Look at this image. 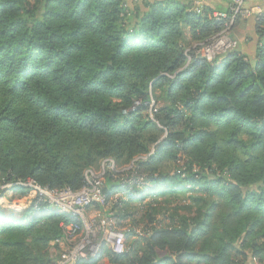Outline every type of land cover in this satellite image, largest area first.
<instances>
[{
  "label": "trees",
  "instance_id": "1",
  "mask_svg": "<svg viewBox=\"0 0 264 264\" xmlns=\"http://www.w3.org/2000/svg\"><path fill=\"white\" fill-rule=\"evenodd\" d=\"M222 3L196 13L193 0H0V182L78 190L83 168L138 157L128 164L143 185L115 209L130 247H103L82 264L264 261V12L254 65L237 48L213 63L185 53V29L201 42L223 28L211 18ZM151 97L163 104L154 114L163 139L146 116ZM177 154L183 169L158 171ZM178 192H192L197 209L162 225L146 201L137 228L132 203ZM72 222L52 209H0V264H54L50 250Z\"/></svg>",
  "mask_w": 264,
  "mask_h": 264
},
{
  "label": "built area",
  "instance_id": "2",
  "mask_svg": "<svg viewBox=\"0 0 264 264\" xmlns=\"http://www.w3.org/2000/svg\"><path fill=\"white\" fill-rule=\"evenodd\" d=\"M207 1L210 0H193L194 11L198 13ZM220 1L225 3L226 9L212 11L211 18L223 23V28L192 49L187 48V62L191 60L189 52L213 63L237 48L236 42L230 37V31L237 19L249 16L251 11L245 8L247 0ZM145 105L148 106L151 120L158 124L152 116L155 107L152 97ZM140 106L141 103L137 101L130 111L134 112ZM130 170L131 166L118 170L112 159H104L98 170L89 169L85 172L83 185L78 190L68 187L51 189L31 178L0 182V209L9 207L13 202L12 197L22 191L28 200L26 205L23 204L24 207L52 209L58 214L73 217L75 222L63 225L64 236L56 241L57 245L64 246L56 264H82L85 260L97 258L103 247L120 254L126 251L125 241L130 229L128 222L116 216L115 209L132 195L133 187L143 185L142 178L134 172L130 173ZM110 174L114 181H118V185L109 194L105 188V179ZM138 234L139 230L133 232V235Z\"/></svg>",
  "mask_w": 264,
  "mask_h": 264
},
{
  "label": "rangeland",
  "instance_id": "3",
  "mask_svg": "<svg viewBox=\"0 0 264 264\" xmlns=\"http://www.w3.org/2000/svg\"><path fill=\"white\" fill-rule=\"evenodd\" d=\"M243 19H245L244 17H241L239 19H237L235 22L237 23V25H233L230 33L232 32V30L234 29V31L236 32V29L238 28V32L244 34V35H247V31L249 27H247V25H245V23H243ZM253 21V20H251ZM240 22V23H239ZM241 22L243 24H241ZM251 23V22H250ZM250 26V25H249ZM184 38H185V46L189 49H192L195 45H198V43H202L203 41L201 42H197V41H191V36H190V33L187 29H185L184 31ZM151 95V92L149 93ZM152 100L154 101L155 103V107H154V110H153V113H152V116L155 119L154 117V114L156 111H158L159 107H161L163 104L161 101H156L153 97H152ZM146 116L148 119L151 120L150 116H149V111L146 112ZM152 121V120H151ZM157 121V120H156ZM153 123V126L157 127L158 129H160L161 131V139H163L165 137V134H166V130L163 129V125L158 121V124ZM156 144V143H155ZM152 152V149L151 151ZM147 155H142L140 156L139 158H145ZM176 160L173 162L172 160L170 159H167L165 160L163 163H161L160 165L158 164V171L159 172H169L171 174L173 173H177L179 172L178 170L179 169H183L184 167V161H185V158L182 155L180 154H177L176 155ZM138 159V157H136ZM137 159L134 158L133 161H136ZM104 160V159H103ZM101 160L99 162V166L98 167H88V168H83L82 169V177L84 178V174L87 170L89 169H94V170H98L99 167H100V164L102 163ZM133 161L131 162H128V163H132ZM128 163H125L124 166H117L115 164V167L118 168V170L122 169L123 167H126V164ZM127 166H131V165H127ZM214 169L217 170V167L214 166ZM139 178H141V176H138ZM143 179V178H142ZM193 195L192 192H178V193H175V195H168L167 197H162V196H157L153 201H152V198H149L148 200L145 199L144 202H140V203H135V204H131L129 207H128V211L129 213H134V222L137 226L138 229L142 228V226L145 224L146 222V219H147V213H151V210L149 207L147 206H144L147 202L151 203L150 206L151 208H156V209H160L159 212L157 213V215L155 216L156 219L160 222L162 225H165V224H170L169 223V220H164V216L165 217H168L167 219H169V217L173 214H175L176 212L178 213H186L187 211L184 210V208H186L187 206L189 207H192L193 208V211H195L197 209V204H193L190 200V197ZM13 202L10 203L11 205H9V207H5L4 209L5 210H8V212H13V214L15 215H21L22 214V211L26 208L24 207L23 204H27V195L24 197V196H16L14 195L13 197ZM147 201V202H146ZM94 214V213H93ZM164 215V216H163ZM93 216V215H91ZM128 222V221H126ZM131 241H128V242H125V249L126 247H130ZM64 246H61V245H58L57 247L56 246H53L50 250V255L54 261V264H56V261H57V256L58 254L63 250ZM111 250V249H110ZM113 252V250H111ZM115 253V252H114ZM263 259V258H262ZM251 260V262L255 263V264H264V261H261L259 259V257H253V259L249 258V261Z\"/></svg>",
  "mask_w": 264,
  "mask_h": 264
},
{
  "label": "crops",
  "instance_id": "4",
  "mask_svg": "<svg viewBox=\"0 0 264 264\" xmlns=\"http://www.w3.org/2000/svg\"><path fill=\"white\" fill-rule=\"evenodd\" d=\"M126 1L128 3H132L143 0H126ZM145 1H160V0H145ZM178 1H189V0H178ZM222 4L224 5V3ZM245 8L251 11L249 16L244 17L245 19L242 20L243 23H245V25L249 27L248 28L249 31H247V35H244L241 32L239 33L237 28L236 32L234 31V29L232 30V32L230 33V37L236 42L237 49L240 52L246 54L250 64L254 65L255 64L254 53L257 42V36L255 33V21H256V17H258V15L264 12V0H247L245 3ZM243 23L241 22V24Z\"/></svg>",
  "mask_w": 264,
  "mask_h": 264
},
{
  "label": "water",
  "instance_id": "5",
  "mask_svg": "<svg viewBox=\"0 0 264 264\" xmlns=\"http://www.w3.org/2000/svg\"><path fill=\"white\" fill-rule=\"evenodd\" d=\"M8 211V210H7Z\"/></svg>",
  "mask_w": 264,
  "mask_h": 264
}]
</instances>
